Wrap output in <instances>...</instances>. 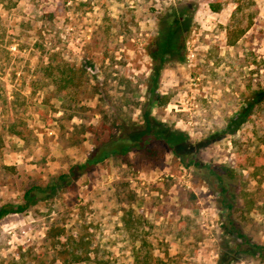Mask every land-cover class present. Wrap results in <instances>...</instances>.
Here are the masks:
<instances>
[{
	"label": "rangeland",
	"instance_id": "1",
	"mask_svg": "<svg viewBox=\"0 0 264 264\" xmlns=\"http://www.w3.org/2000/svg\"><path fill=\"white\" fill-rule=\"evenodd\" d=\"M147 104L181 159L156 139L6 215L0 264H264V0H0V207Z\"/></svg>",
	"mask_w": 264,
	"mask_h": 264
},
{
	"label": "trees",
	"instance_id": "2",
	"mask_svg": "<svg viewBox=\"0 0 264 264\" xmlns=\"http://www.w3.org/2000/svg\"><path fill=\"white\" fill-rule=\"evenodd\" d=\"M150 109L151 104H147L143 113L145 130L143 131L142 137L139 140H135L134 138H132V134H130V136L113 135L108 137L93 149V151L88 155L87 159L83 163L74 164L69 168L68 172L61 174L56 178V180H52V182H49L46 185H34L31 188L27 189L23 197L24 202L4 204L3 206H1L0 219L13 212L25 211L31 204L36 201V198L48 197V195H51L53 194V192L57 191L61 185L69 182L72 179H77L80 174L85 173L89 169H92L95 165L105 161L106 159L119 154H126L133 147L138 146L140 148H146L151 141L156 139H163L164 141H166L170 145L173 153L181 159L183 154L179 152V148L177 147V144H175L176 142L180 143L183 140V138L180 139V137L182 136L181 133H177L176 130H171V128H169L167 124H163L162 127L157 125L156 120L153 119L154 117ZM192 164L196 166L197 169H200L202 171L205 170L206 172H208L215 182V187L219 189L218 191L220 195L223 196V199L227 198L229 187L227 186V181L225 179L224 173H222L220 170H216L215 166L213 165L205 164L195 159H192L190 161V164L186 165Z\"/></svg>",
	"mask_w": 264,
	"mask_h": 264
}]
</instances>
